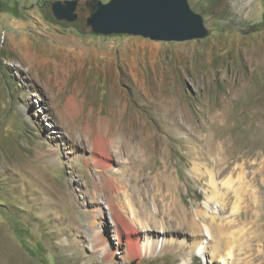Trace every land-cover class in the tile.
Masks as SVG:
<instances>
[{
    "label": "rangeland",
    "instance_id": "374dc122",
    "mask_svg": "<svg viewBox=\"0 0 264 264\" xmlns=\"http://www.w3.org/2000/svg\"><path fill=\"white\" fill-rule=\"evenodd\" d=\"M55 1L65 0H0V264H226L202 248L131 258L113 235L115 200L101 187L113 176L92 161L93 142L149 136L145 162L131 159L138 179L127 160L113 167L140 190L145 175L171 174L180 203L204 208L186 138L198 133L201 147L221 133L241 140L246 120L264 125V0H188L208 35L184 42L95 34L90 0H76L75 22L55 19ZM261 132L262 145L264 127L246 129L249 149ZM139 194L154 212L152 192ZM234 228L238 264H264L257 223Z\"/></svg>",
    "mask_w": 264,
    "mask_h": 264
},
{
    "label": "bare ground",
    "instance_id": "6f19581e",
    "mask_svg": "<svg viewBox=\"0 0 264 264\" xmlns=\"http://www.w3.org/2000/svg\"><path fill=\"white\" fill-rule=\"evenodd\" d=\"M254 123L251 120L244 122L241 140L226 139L223 136L225 133H221L217 138L204 141L199 147L197 140L200 143L203 138L198 133H191L189 137L187 135L186 141L190 143H187L190 145L187 153L193 164L191 169L196 178L203 181L205 190L204 208L194 213L187 210L177 198L179 184L171 174L145 175L146 181L143 190H140L134 189L136 187H133L131 180H127L126 176L113 167L114 159L119 164H124L127 160L132 165V168H128L133 172L130 178L138 179L139 170L133 169V166L136 161L145 162L147 151L142 147L149 146V136L141 137V140L139 135L122 137L118 133L116 136L110 135L108 141L96 138L93 142L92 161L103 173L109 172L113 176L112 180L101 187L106 186L111 193L110 199L115 200V209L112 203L110 211L114 215L113 235L117 244H123L126 253L133 259L152 257L158 251L180 252L186 258L193 251L202 248L203 255L209 256L211 260L218 257L229 261L226 264H238L242 247L231 248V230L243 222L255 221L259 230L264 232V144L260 143L263 134H255L258 140L253 141L256 147L251 149L247 147L243 136L247 128L258 125L262 130L264 127L261 123ZM52 132L53 130L50 133ZM133 157L138 160L131 161ZM257 183L258 188L255 189ZM139 191L152 192L154 212L148 211ZM230 196L234 200L231 203L233 206L227 210L230 217L222 219L221 213H225ZM216 205H220L221 211H218ZM146 212L147 219H140V215L144 216ZM243 231L241 228L242 233ZM106 240V236L101 239L95 236V245L105 258H114L116 252L104 245ZM252 262L253 259L247 260V264Z\"/></svg>",
    "mask_w": 264,
    "mask_h": 264
},
{
    "label": "water",
    "instance_id": "95a60500",
    "mask_svg": "<svg viewBox=\"0 0 264 264\" xmlns=\"http://www.w3.org/2000/svg\"><path fill=\"white\" fill-rule=\"evenodd\" d=\"M76 0L55 1L52 12L58 21L75 22ZM87 25L95 34H127L154 41L184 42L208 35L202 16L188 0H90Z\"/></svg>",
    "mask_w": 264,
    "mask_h": 264
}]
</instances>
